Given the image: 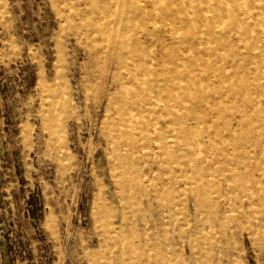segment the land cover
Here are the masks:
<instances>
[{"label":"rangeland","instance_id":"obj_1","mask_svg":"<svg viewBox=\"0 0 264 264\" xmlns=\"http://www.w3.org/2000/svg\"><path fill=\"white\" fill-rule=\"evenodd\" d=\"M106 1L0 0V264H264V0Z\"/></svg>","mask_w":264,"mask_h":264},{"label":"bare ground","instance_id":"obj_2","mask_svg":"<svg viewBox=\"0 0 264 264\" xmlns=\"http://www.w3.org/2000/svg\"><path fill=\"white\" fill-rule=\"evenodd\" d=\"M124 1L125 0H107L106 1V3L103 5V4H101V6H103L104 8H102L101 10L100 9H97V10H95V11H93L94 13H95V16L99 19L96 23H94L95 25H94V29H95V32L97 31L98 32V35H100L99 34V32H105V34L106 33H108V36L110 37V38H112V39H115L116 41V43H118V42H120L121 43V45L125 42L124 40L122 41V38L121 37H123V39H124V34H125V31H126V29L127 28H130V30L131 29H133V27L131 26V25H129L128 23H127V21L129 20L130 21V18H128L127 17V15L128 14H126V12H125V10H126V8H125V10L124 11H121V10H123L124 9ZM141 2H143V0H140ZM175 1L176 0H167V3H169L170 5H173L174 3H175ZM186 1V0H185ZM160 2H165L166 3V1L165 0H150V4L151 5H159L160 4ZM95 3V2H94ZM93 3V4H94ZM97 3V2H96ZM95 3V4H96ZM104 3V2H103ZM126 3H128V4H130V2H129V0L126 2ZM142 4V3H141ZM215 4H216V2H215ZM118 5L122 8L121 10H117V12H113V15H111V7L112 6H114V7H118ZM131 5V4H130ZM202 5V4H201ZM259 5V4H258ZM258 5H257V7H258ZM90 6V5H89ZM88 6V8L90 9V7ZM95 6V5H94ZM97 6V5H96ZM95 6V7H96ZM134 6V5H133ZM143 6V5H142ZM252 6V5H251ZM260 6V5H259ZM97 7H99V6H97ZM119 7V8H120ZM125 7H126V4H125ZM127 7H128V5H127ZM263 7L264 6H262V9H263ZM88 8H86V9H88ZM118 8V9H119ZM252 8V7H251ZM256 8V7H255ZM85 9V10H86ZM91 9H93V7H92V4H91ZM116 9V8H115ZM128 9V8H127ZM134 9H135V7H134ZM133 9V10H134ZM139 9V8H138ZM222 9H224L223 7H222ZM236 9V8H235ZM84 10V11H85ZM133 10H128V11H132L133 12ZM140 10V9H139ZM221 10V9H220ZM264 10V9H263ZM262 10V11H263ZM135 11V10H134ZM144 11V10H143ZM254 11V10H253ZM252 11V12H253ZM259 11H261V10H259ZM77 12V11H76ZM82 12V11H81ZM87 13V12H86ZM91 13V12H90ZM134 13V12H133ZM138 13H140V12H138ZM167 13V12H166ZM255 13V12H254ZM77 14H79V12L77 13ZM83 14H84V12H83ZM87 14H89V12L87 13ZM156 14V13H155ZM258 14H261V13H258ZM92 15H93V13H92ZM132 14H130L129 15V17L131 16ZM142 15V14H141ZM240 15H242V14H240ZM252 15V14H251ZM254 15V14H253ZM94 16V15H93ZM94 16V17H95ZM110 16V17H109ZM133 16H135V15H133ZM225 16H226V13H225ZM89 17V16H88ZM92 17V16H91ZM108 18V19H105V18ZM132 17V16H131ZM155 17V16H154ZM260 17V16H259ZM97 18H95V21H96V19ZM101 18L102 19H105L104 21H102L101 20ZM151 18H152V16H151ZM233 18V17H232ZM254 18V17H253ZM94 19V18H93ZM143 19H144V17H143ZM142 19V20H143ZM152 20V19H151ZM211 20V19H210ZM87 21H89V19H87ZM132 21H134V20H132ZM137 21V20H136ZM141 21V20H140ZM157 21V20H156ZM250 21V20H249ZM254 21H255V19H254ZM257 21V20H256ZM256 21H255V23H256ZM92 22V21H91ZM94 22V21H93ZM158 22V21H157ZM86 24H87V22H85ZM247 23H248V21H247ZM236 24H237V20H236ZM242 24V23H241ZM250 24H251V22H250ZM249 24V25H250ZM89 25V24H88ZM88 25H86V26H88ZM171 25V24H170ZM257 25H259L258 24V21H257ZM134 26V25H133ZM140 26V25H139ZM151 26V25H150ZM202 26H203V24H202ZM219 26V25H218ZM239 26V25H238ZM237 26V27H238ZM255 26V25H254ZM264 26V25H263ZM91 27V26H90ZM138 27V26H137ZM144 27V26H143ZM225 27V26H224ZM248 28L247 29H249V26H247ZM88 27H86V29H87ZM226 28V27H225ZM230 27H228V29H229ZM259 28H261L260 26H259ZM89 29V28H88ZM92 29V28H91ZM91 29H89L90 31H91ZM145 29V28H144ZM143 29V30H144ZM194 29V28H193ZM246 29V30H247ZM93 30V29H92ZM138 30V29H137ZM142 30V31H143ZM257 30H258V28H257ZM145 31V30H144ZM218 31V30H217ZM230 31V30H229ZM250 31V30H249ZM255 31H256V29H255ZM254 31V33H256ZM135 32H137V31H135ZM134 32V33H135ZM228 32V30L225 32V33H227ZM258 32V31H257ZM259 32H260V29H259ZM94 33V32H93ZM134 33H132L131 34V36H134V38L135 37H137ZM141 34H143L142 32H140ZM203 33V32H202ZM220 33H222V32H220ZM249 33H252V32H249ZM101 34H103V33H101ZM141 34H140V36H141ZM259 34V33H258ZM145 35V34H144ZM159 35V34H158ZM207 35V34H206ZM238 35V34H237ZM250 35V34H249ZM100 36H102V35H100ZM149 36V35H148ZM233 36H235V35H233ZM248 36V35H247ZM99 37V36H98ZM207 37V36H206ZM206 37H205V39H206ZM255 37V36H254ZM95 38V37H94ZM97 38V37H96ZM103 38V37H102ZM104 38H106L105 36H104ZM103 38V39H104ZM108 38V37H107ZM131 38H133V37H131ZM142 38V37H141ZM144 38V37H143ZM164 38V37H163ZM208 38V37H207ZM226 38V37H225ZM139 39V38H138ZM233 39V38H232ZM253 39V38H252ZM95 40V39H94ZM136 40H137V38H136ZM141 40V39H140ZM213 40V39H212ZM108 41H111V40H108ZM133 41H135L134 39H132V43H135V42H133ZM142 41V40H141ZM149 41V40H148ZM227 41V40H226ZM253 41V40H252ZM95 42V41H94ZM114 42V43H115ZM128 42H130V41H128ZM137 42H140V41H137ZM107 43V42H106ZM111 43V42H110ZM113 43V42H112ZM119 43V44H120ZM131 43V44H132ZM144 43V42H143ZM130 44V45H131ZM98 45V44H97ZM96 45V46H97ZM112 45V44H111ZM118 45V44H117ZM103 46L105 47V45L103 44ZM107 46H109V45H107ZM261 46V45H260ZM101 47V46H100ZM121 47V46H120ZM148 47V46H147ZM204 47V46H203ZM109 48H111L110 46H109ZM114 48V47H113ZM124 48V47H123ZM123 48H121V49H123ZM112 49V48H111ZM117 49V48H116ZM109 50V52H110V49H108ZM115 50V49H114ZM120 50V49H119ZM125 50L127 51V48L126 49H124V52H125ZM220 50H221V48H220ZM241 50V49H240ZM100 51V50H99ZM103 51V50H102ZM243 51V50H242ZM241 51V52H242ZM247 51V50H246ZM260 51V50H259ZM107 52V51H106ZM108 52V53H109ZM123 52V53H124ZM224 52V51H223ZM236 53V52H235ZM262 53V52H261ZM98 54H100L99 52H98ZM104 54V53H103ZM102 54V55H103ZM105 54H107V53H105ZM119 54V53H118ZM155 54V53H154ZM95 55H97V53L96 54H94V57H95ZM113 55V54H112ZM120 55H121V53H120ZM119 55V56H120ZM126 54H124V56H125ZM99 56V55H98ZM101 56V55H100ZM104 56V55H103ZM114 56H116L117 57V52H116V55H114ZM248 56V55H247ZM122 57V56H121ZM125 57H129V56H125ZM167 57V56H166ZM171 57V56H170ZM111 58H113V57H111ZM115 58V57H114ZM130 58V57H129ZM142 58V57H141ZM240 58V57H239ZM106 59V58H105ZM115 59H117V58H115ZM123 60V62H124V59H121V61ZM127 60V59H126ZM125 60V61H126ZM133 60V59H132ZM164 60V59H163ZM119 61V60H118ZM120 61V62H121ZM129 61V60H128ZM147 61V60H146ZM131 62V61H130ZM129 62V63H130ZM147 62H149V61H147ZM228 62V61H227ZM245 62V61H244ZM247 63V62H246ZM121 64V63H120ZM124 64H127V63H124ZM244 65V64H243ZM129 66V65H128ZM127 67V66H126ZM125 67V68H126ZM241 67V66H240ZM130 68H132V67H130ZM168 68V67H167ZM242 68V67H241ZM139 69H141V68H139ZM127 70H129V69H127ZM132 71V70H131ZM140 72V70H138L137 69V71L136 72ZM121 72V71H120ZM133 73V72H132ZM197 75V74H196ZM208 75H210V74H208ZM198 76V75H197ZM196 76V77H197ZM207 77V76H206ZM230 77V76H229ZM133 78V77H132ZM114 79V78H113ZM150 79H152V78H150ZM206 79V78H205ZM152 81V80H151ZM116 82H117V80H116ZM251 82V81H250ZM119 84V83H118ZM139 85V84H138ZM264 85V84H263ZM131 86V85H130ZM214 87V86H213ZM139 88V87H138ZM219 89V88H218ZM221 91H222V89H221ZM132 92V91H131ZM211 92V91H210ZM214 93V92H213ZM113 95V94H112ZM111 95V96H112ZM225 96V95H224ZM223 96V97H224ZM216 98V97H215ZM149 98H147V100H148ZM222 99V98H221ZM207 108V107H206ZM215 108V107H214ZM202 109V108H201ZM203 111V110H202ZM122 112V111H121ZM119 113V112H118ZM203 114V113H202ZM170 116V115H169ZM168 116V117H169ZM122 117H123V115H122ZM121 117V118H122ZM172 117V116H171ZM203 117V116H202ZM166 118V117H165ZM170 118V117H169ZM168 119V118H167ZM166 119V120H167ZM170 120V119H169ZM201 120V119H200ZM120 121H122V123H123V120H120ZM164 121V120H163ZM52 123V122H51ZM129 124V123H128ZM150 124V123H149ZM120 125V124H119ZM118 125V126H119ZM124 125V124H123ZM128 126V125H127ZM115 127H117V125L115 126ZM130 128V127H129ZM230 128V127H229ZM240 128V127H239ZM159 129V128H158ZM52 130V129H51ZM55 131V130H54ZM133 131V130H132ZM181 131V130H180ZM212 131V130H211ZM231 131V130H230ZM175 132V131H174ZM193 132H195V131H193ZM134 133V132H133ZM229 133V132H228ZM114 134V133H113ZM133 135V134H132ZM131 135V136H132ZM222 135V134H221ZM112 136H114V135H112ZM126 136V135H125ZM255 137V136H254ZM178 138V137H177ZM176 138V139H177ZM232 138V137H231ZM213 142V141H212ZM211 142V143H212ZM216 142V141H215ZM228 142V141H227ZM230 142H231V139H230ZM127 143H128V141H127ZM216 143H218V142H216ZM236 143H237V141H236ZM222 144H224V143H221V145ZM225 144H226V142H225ZM224 144V145H225ZM232 144V143H231ZM230 144V145H231ZM219 145V144H218ZM224 145L222 146V148L224 147ZM228 145H229V142H228ZM205 145H203V147H204ZM226 147V146H225ZM224 147V148H225ZM198 148V147H197ZM205 148V147H204ZM203 148V149H204ZM209 149V148H208ZM230 149V148H229ZM167 151V150H166ZM169 151V150H168ZM191 151V150H190ZM223 153V152H222ZM230 154V153H229ZM203 155V154H202ZM211 155V154H210ZM233 155V154H232ZM164 156V155H163ZM199 156V155H198ZM63 156H61V158H62ZM165 157V156H164ZM200 157V156H199ZM204 157V156H203ZM238 157H239V155H238ZM201 158V157H200ZM240 159V158H239ZM203 160V159H202ZM254 160V159H253ZM241 161V160H240ZM202 162V161H201ZM243 162H245V161H243ZM197 163V162H196ZM252 164V163H251ZM246 166V165H245ZM250 166V165H249ZM240 169V168H239ZM246 169V168H245ZM254 170H255V168H254ZM257 170H259V169H257ZM256 171V170H255ZM255 174V173H254ZM258 176V175H257ZM256 176V177H257ZM223 178V177H222ZM221 178V179H222ZM187 179V178H186ZM245 180V179H244ZM220 183V182H219ZM202 186H203V184H201ZM211 185V184H210ZM231 185V184H230ZM232 186V185H231ZM225 187H226V185H225ZM233 187V186H232ZM231 187V188H232ZM197 192H198V190H197ZM237 197V196H236ZM240 206V205H239ZM241 209V208H240ZM251 220V219H250ZM226 234V233H225ZM133 263V262H132Z\"/></svg>","mask_w":264,"mask_h":264}]
</instances>
